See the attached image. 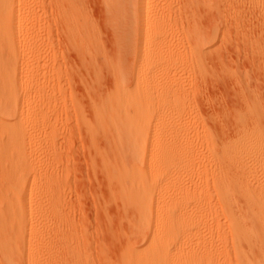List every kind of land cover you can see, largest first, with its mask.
<instances>
[{"label":"bare ground","instance_id":"6f19581e","mask_svg":"<svg viewBox=\"0 0 264 264\" xmlns=\"http://www.w3.org/2000/svg\"><path fill=\"white\" fill-rule=\"evenodd\" d=\"M37 1L0 0V250H3V264H23L24 258L28 264L57 261H53L54 255L48 246L39 241V226L46 219L48 205L43 202L37 208L27 182V171L33 163V146L36 138L41 136L40 131L33 129L34 121L46 112L44 104L35 102L31 96L35 87H47L43 76L45 67L40 58L44 34L34 28L42 17ZM261 1L101 0L106 26L112 31L113 42L120 51L121 62L119 60L115 65L114 59L105 61L106 68L114 75L115 89L100 102L92 103L95 125L85 122L78 107L79 110H73H78L80 114H76L82 116V123H87L89 139L98 152L102 153V150L96 147V139L105 136L116 149L127 148L131 153L128 160L122 156L123 170L115 175L111 162L105 158L103 162L111 173L109 177L115 178L123 189V198L130 206L136 205L145 213L137 231L146 246L129 244L115 264H264V102L258 97L261 93L241 86L240 77L236 78L241 90L235 93H240L243 105L236 110L229 107L231 116L233 114V118H229L234 119L235 125L232 130L235 131L224 139L230 130L226 134L219 127V132L224 133H219L224 135V140L219 138L222 140L219 142L212 134L214 130L210 131V125L205 124L202 120L205 118L199 114L203 110L198 101L206 98L209 103V96L193 98L194 94L197 97V86L203 81L201 77L209 71V57L214 62L222 60L211 56L216 41L229 37L232 29L240 32V27H245L247 20L239 17V8L257 10ZM83 4L82 0H50L53 13L72 42L70 46L75 50L83 47L85 53L92 55L89 59L94 63L92 58L105 52L101 48L100 30L87 17V6ZM221 4L227 9L237 8L238 16L225 18V24L221 19L220 26L217 25L219 21L212 20L209 25L213 27L209 26L210 32H206L204 23L199 22L200 5L204 6L201 7L205 12L214 10L223 16L222 11L227 10ZM43 8L41 13L44 14L46 9ZM260 45L256 41L251 50L254 48L258 53ZM130 54L133 63L128 61ZM104 57L107 58L105 54ZM58 61L54 54L52 71L55 79ZM213 70L210 71L213 73ZM187 71L192 74L190 77H186ZM232 75L237 77L235 73ZM197 77L201 78L199 83ZM204 82L203 86L207 85ZM195 99L198 104L195 105L198 110H195L201 112L194 110ZM212 100L210 104L215 105ZM170 111L173 116L167 119ZM115 112L122 114L119 119L112 116ZM232 120L230 124H233ZM123 130H127V137L120 135ZM172 134H175L172 139L165 137ZM183 162L193 165L197 177L193 184L197 193L200 184H212L218 208L213 207L214 203L206 209L208 211L197 209L199 206H187L188 186L173 185L176 176L168 170L172 164ZM32 169L31 191L36 193V199L42 197L45 201L48 197L41 194L48 192L45 189H51L55 193L53 200H60L63 186L52 180L49 173ZM236 194L245 202L243 220L240 218L244 214L237 212L238 205L234 201ZM50 213L53 215L54 212ZM220 213L229 216V220L224 217L226 226L220 220ZM24 239H29L26 246ZM242 241L247 243L249 250L241 249Z\"/></svg>","mask_w":264,"mask_h":264},{"label":"rangeland","instance_id":"374dc122","mask_svg":"<svg viewBox=\"0 0 264 264\" xmlns=\"http://www.w3.org/2000/svg\"><path fill=\"white\" fill-rule=\"evenodd\" d=\"M214 1L217 3L221 0ZM82 3H84L83 5L85 7L87 6V17L90 18L94 25L100 30L99 38L100 43L103 45H101V48L105 52L103 55L98 54L94 56L92 58V61H95L94 63L89 59L92 55L89 56V54L85 53V49H82L83 47L79 50H75L70 46V43L72 42H70V39L68 40V36L64 33L62 28L63 26L59 23L56 14L53 13L50 0H38L36 4V6H39L38 10L42 17L40 21L38 20V22L34 24V28L40 29L44 34H42L44 44L42 46L43 49L40 58L42 59V65L45 67V69H43V76L47 81V87L45 89L35 87L31 96L35 102L44 104L46 112L43 117L41 116L34 121L36 124L33 126V129L34 131H40L41 136L36 138L33 152L31 153L33 163L29 165V170L27 171L29 178L27 179V182H29L28 191L34 195L33 201L37 204V208H40L43 202L48 205L46 219L40 223L38 232L40 234L39 241L41 242L42 240L43 243L48 246L50 250L49 252L52 253V256L54 255L53 261L57 259V261H59L57 264H115L118 262L119 255L123 248L125 249L129 244L137 247L146 246L142 236L140 237L139 231H137L138 225L143 222L142 219L144 218L145 213H143L142 209L136 205L130 206L126 199L123 198V189L118 185V181H116L115 178L111 179V175L109 177V174L111 173H109L108 168L105 167L103 162L104 158L108 159L112 164V171H114L113 174L120 173L123 170L122 156L125 160H128L131 154L130 150L127 148L118 150L108 142L105 136H103L104 139L103 137L98 136L96 139V147H99L100 149H98L102 150V153L98 152L95 145L91 143L89 133L85 128L87 127V123L95 125L97 122L92 103L100 102L115 89L114 75L106 68L105 61L108 58L114 59L113 62H115L116 65L117 61L120 60L121 62V58L119 48L115 45L112 39L113 33L106 26V18L101 0H82ZM222 5L223 4H221V6ZM41 6L46 9L44 14L43 12L41 13V11L44 10ZM201 6L203 5H200V8L197 7L199 8L198 13H200V15L198 14L200 19H198L201 24L204 23L202 24L203 26H206V28H204L206 32H210V27H213L209 25L212 20L213 22L217 21V23L219 21V23L216 24L220 26L221 21L223 24L226 21L225 18L229 17L232 19L233 16H238L240 11L243 15H240V12L239 17L243 16V18H240L243 21H248L244 22L246 25L243 29L240 27V32L232 29L229 33V37H222L216 41L214 47L215 52L211 56L214 57L215 60L222 59L223 61H221L225 62L224 65H221L222 62L219 60L220 63H218V61H215L217 62L215 63L213 61L214 59L209 57L207 62L210 66L208 68V73L205 74L204 77H201L203 81H201L200 77H197L196 79L197 82L198 79L201 81L199 86H197V90L200 91V94H198L199 92L195 89L197 97L194 94L193 98L199 99L201 96H209L207 97L209 101V103L207 102L208 104L205 101L206 98H200L201 102L200 100L198 101V104H201L200 106L203 110L201 111L204 113L199 114L201 118H205L202 119L203 122L208 123L212 128L211 129L209 128V125H206L210 131L214 130L211 132L219 142V140H221L219 138L224 140L225 138L231 137L234 134L233 131H235L232 130L235 129L234 119H231L233 121L231 123L233 124H230V118H233L230 109L233 107L235 108L234 110H236V108L242 104L239 93L241 87L237 85L238 77H240L239 81L241 86L249 87L257 93H261L262 95L259 93V95L256 94L261 100H263L262 102H264V0L260 2L261 7L259 6L257 8V10L259 9L258 12L256 9L250 10L249 8L250 12L248 8L244 7L242 8L244 10L246 9L245 11H242L243 9L239 8L240 11L238 12V9L232 6L230 7L231 9L222 6L228 11H225L224 13L222 8L221 11L223 12V16L217 11H215L217 14H213L214 10H211L210 13L205 12V8H203L204 6ZM253 10L257 13L255 14ZM207 26L210 27L207 28ZM244 29L246 32H244ZM169 38L170 37L167 39ZM256 41L261 43L260 46L263 51L259 47L258 49H260V51L257 50L258 53L254 48L251 50ZM116 48L118 49V52ZM187 49L189 50L188 47ZM52 53L57 55L59 60V67L55 72L56 79L53 76L54 71H52L54 58V54ZM104 54L107 58L104 57ZM130 55L128 61L133 63L134 58L132 57V54ZM94 58H96V60ZM218 64L222 67H220V65L217 67L216 65ZM259 64L261 66H259ZM45 65H47V67ZM117 65L120 64L117 63ZM211 67L212 69H210ZM210 70H213V73ZM185 73L188 74H185L186 77L192 75L188 71ZM210 73L213 77H211ZM234 73L237 77L232 75ZM96 75L98 76L95 79ZM230 76H233L234 80L233 78H230ZM98 78L99 80H97ZM205 79L207 80L204 82ZM229 79H231V81ZM59 80L61 82H58ZM235 80L236 83H234L236 85H233V81ZM203 82H207V85L205 84L203 86ZM200 86L203 87L202 90ZM203 90L205 93H203ZM237 90L239 92L235 93ZM201 91L205 95H203ZM211 98H214V100ZM210 99L215 105L212 102L210 104ZM233 99L236 102H234ZM232 102L235 104L238 102V104L234 105ZM194 103L193 106L198 105L197 100ZM207 105L208 107L206 108L205 106ZM211 105L213 108L209 107ZM77 107L81 110L80 113H82L85 122L87 123H82L83 119L81 118L82 116L78 115L80 113L77 112L79 110ZM195 107L194 110H198V106ZM240 107L238 109H240ZM73 109H78L76 110L78 114H76ZM201 111H197L196 113ZM190 112L191 111H189L188 114L192 115V112ZM121 115L122 114L118 112L112 113V116L116 119H119ZM171 116H173V113L171 111L167 112V119ZM228 123L230 126H228ZM219 125H222L224 128L222 129V126ZM219 127L222 131H225L224 133L226 134V131L228 130L231 132L228 131L229 135H225L226 137L223 135V139V136L221 135L223 132H219L221 131ZM120 135L127 137V130H123ZM165 137L172 139L175 137V134ZM32 168L39 173H49V175L53 177L52 180H56L61 187L63 186L60 191V200H53L55 193L51 189L50 191L45 189L48 192L44 191V194H41V196L48 197V199L45 201L42 197L36 199V193L31 191V186L34 183V173ZM168 170L176 176V180L172 183L173 185L188 186L190 196L186 197L187 206H190L191 208H197V206H199L197 209H201V211L209 209V207L211 208L213 203V207H219L214 199L212 184L207 185L205 182L200 184L197 193L193 184L197 177L191 163H174ZM20 176H22V174H20ZM237 195L238 194L234 196V201L238 205L237 212L241 215L244 214L243 217L239 215V218L241 217L240 219L243 220L246 213L245 202L242 197ZM50 205L53 208H50ZM50 212H54L52 213L53 215H51ZM226 216L227 215H221L220 213V220L224 226L227 225L226 220H229V216H227L225 220L224 217ZM27 226L28 228L30 227L28 224ZM27 234L29 236V232H27ZM65 241H67L69 246L67 243L65 244ZM28 244L29 239H26L24 245L26 246ZM246 244V242L243 244L242 241L240 244L241 249L247 248L249 250ZM57 261L55 260V263L53 262V264H56ZM0 264H3V250H0ZM23 264H28L27 258L23 259Z\"/></svg>","mask_w":264,"mask_h":264}]
</instances>
